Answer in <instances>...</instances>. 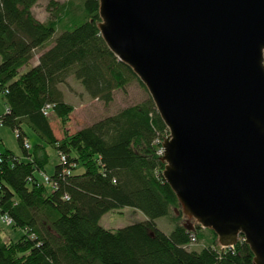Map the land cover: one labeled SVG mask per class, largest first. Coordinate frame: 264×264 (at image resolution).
<instances>
[{"label": "trees", "instance_id": "1", "mask_svg": "<svg viewBox=\"0 0 264 264\" xmlns=\"http://www.w3.org/2000/svg\"><path fill=\"white\" fill-rule=\"evenodd\" d=\"M39 1L0 0V94L8 108L0 117L18 131L24 153H1L0 215L24 233L5 241L0 227V264H254L243 236L224 248L213 230L188 222L163 175L166 164L158 152L170 131L151 96L56 136L44 109L53 105L52 114L67 126L75 106L60 86L71 78L106 106L133 81L145 86L105 43L100 0L51 2L55 19L46 22L33 13ZM25 66L30 70L22 74ZM25 126L43 143L33 151L24 147ZM48 147L66 157L49 174L56 185L51 190L36 176L48 174ZM124 208L146 220L117 230L101 226L105 215ZM162 217L174 225L169 235L156 224Z\"/></svg>", "mask_w": 264, "mask_h": 264}, {"label": "water", "instance_id": "2", "mask_svg": "<svg viewBox=\"0 0 264 264\" xmlns=\"http://www.w3.org/2000/svg\"><path fill=\"white\" fill-rule=\"evenodd\" d=\"M99 14L170 131L183 213L264 264V0H100Z\"/></svg>", "mask_w": 264, "mask_h": 264}, {"label": "rangeland", "instance_id": "3", "mask_svg": "<svg viewBox=\"0 0 264 264\" xmlns=\"http://www.w3.org/2000/svg\"><path fill=\"white\" fill-rule=\"evenodd\" d=\"M68 1L70 0H40L34 7L33 13L35 17L41 22L55 19L53 16L55 9L54 7H50L51 2L63 4ZM79 1L80 0L77 2ZM59 28L60 26L58 29ZM29 70L30 66H25L21 70V73H26ZM68 84L71 86V88L68 85H62L61 89L64 91L65 101L75 106V111L70 116L69 123L65 127L54 114H52L50 117L54 132L59 139L64 136L65 131H69L70 134H73L80 129L92 125L94 122L106 116L114 115L124 108L137 105L150 96L146 87L143 88L138 81H133L125 89V91H116L114 101L110 105L106 106L97 100L89 98V96L86 95L83 86L79 82L75 81L74 78H71ZM4 110L5 103L2 94H0V116L4 115ZM24 130L27 135L26 142L30 145L32 151L36 145L43 144L41 139L32 129L25 126ZM0 137L2 138V142H0V153L9 150L16 156L22 158L24 157L23 150L18 142V136L15 131L6 126H2L0 127ZM48 152L51 155V164L48 166V168H46L49 174L53 172V167L60 161V157L49 147ZM36 176L41 182H44L47 185L49 190L53 189L48 183L45 182L42 173L36 172ZM145 220L146 217L142 212L132 208H124L119 212H111L105 215L101 221V226L106 229L117 230L132 224L143 222ZM191 220L192 219L188 218V222L191 223ZM156 224L160 230L168 235L174 229V225L167 217L157 219ZM13 226L14 225L3 224L0 215V227L2 228L1 234L5 241H7L5 239L7 238L5 232H7L9 237H11L14 241L18 240L24 233L23 231L12 229ZM201 246L202 244H198L195 248H200Z\"/></svg>", "mask_w": 264, "mask_h": 264}, {"label": "built area", "instance_id": "4", "mask_svg": "<svg viewBox=\"0 0 264 264\" xmlns=\"http://www.w3.org/2000/svg\"><path fill=\"white\" fill-rule=\"evenodd\" d=\"M53 109H54L53 105L46 106V108L44 109V115L46 117H50L51 114H52ZM2 126H4V124H3L2 118L0 117V127H2ZM16 133H17V136H18V131H16ZM24 147L27 150L31 149L30 145L26 141H25ZM158 153H159L160 156H162V157L164 156V147H163V145H162V148L160 149V151ZM2 162H3V158H2L1 153H0V163H2ZM60 163H62V164L66 163V157L65 156H61L60 157ZM67 174H70V172L67 171ZM42 175H43V178H44L45 182L48 183L54 189L56 187V185L51 180V176L49 174H47V173H42ZM1 221H2L3 224H6V225H14L13 219L10 216H8V215H1Z\"/></svg>", "mask_w": 264, "mask_h": 264}, {"label": "crops", "instance_id": "5", "mask_svg": "<svg viewBox=\"0 0 264 264\" xmlns=\"http://www.w3.org/2000/svg\"><path fill=\"white\" fill-rule=\"evenodd\" d=\"M36 64H37V59L32 63V66H35ZM68 86H69V84H68ZM69 87L71 88V86H69ZM60 89H61V86H60ZM61 91L64 93V91L62 89H61ZM64 97H65V94H64ZM7 110H8V108L5 105L4 114L7 112ZM1 140H2V138L0 137V142H2ZM1 153H3V152H1ZM49 174H51V173H49ZM5 235L7 237V238H5L7 241L12 239L11 237H9V234L7 232H5Z\"/></svg>", "mask_w": 264, "mask_h": 264}]
</instances>
